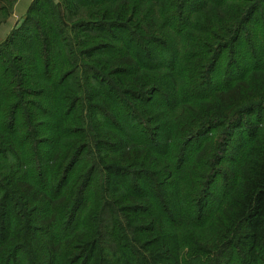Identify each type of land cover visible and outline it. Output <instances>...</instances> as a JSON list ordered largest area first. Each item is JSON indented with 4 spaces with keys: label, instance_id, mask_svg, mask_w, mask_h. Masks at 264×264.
I'll return each mask as SVG.
<instances>
[{
    "label": "trees",
    "instance_id": "1",
    "mask_svg": "<svg viewBox=\"0 0 264 264\" xmlns=\"http://www.w3.org/2000/svg\"><path fill=\"white\" fill-rule=\"evenodd\" d=\"M57 1L0 49V264H264V0Z\"/></svg>",
    "mask_w": 264,
    "mask_h": 264
},
{
    "label": "rangeland",
    "instance_id": "2",
    "mask_svg": "<svg viewBox=\"0 0 264 264\" xmlns=\"http://www.w3.org/2000/svg\"><path fill=\"white\" fill-rule=\"evenodd\" d=\"M17 1L12 5L7 4V3H3V4L0 3V28L3 26H6V25H8L10 27L8 35L6 37L0 38V49L2 50V53L7 57L9 64L10 63L13 64V62H15L16 60H19L20 58H21V60L23 59L24 50L30 44L29 42L24 41V39L28 36V34H26V32L24 31V28H26L28 26V24H26L25 19L28 15V11H29V8L31 7L32 3L38 4V3L43 2V0H40V1L33 0L32 2L29 3L25 14L20 16V15H17L15 13V6H16ZM53 1L55 3H58L57 0H53ZM16 19H18V20H16ZM81 41L82 40H79V42H81ZM104 44H107V43H104ZM89 45H90V50H95L98 47L99 43H94V42L90 41ZM76 50H78L77 52L80 51V49L75 47V52H76ZM232 52L233 51H231V50H228L227 52L225 51L226 58H223L222 60H220V62L218 64V66L220 67L219 68L220 70H223V68L226 65L227 60H228L229 56H231ZM95 59H97L96 56H93V57L80 56L77 58L76 68H77V74H78L77 80L79 82H82L81 78H80L81 77L80 72L84 71L83 70L84 68H89L90 66H92V60H95ZM5 64L6 63L2 64V61L0 60V78L2 75L1 72H2L3 68L6 67ZM89 84L91 86H93V82L89 81ZM81 86H82V84H81ZM74 89H77V88H74ZM81 95H82V93H80V94L78 93V96H81ZM73 98L76 99L75 96ZM39 100H41V99H37L35 95L25 98V102H37V103H39L40 102ZM39 116H42V118H45V115L43 113H40V112H39ZM38 138H39L40 142H45L47 140V138L45 136H42V137L39 136ZM215 190H216V188L212 189V192H211L212 195L215 193Z\"/></svg>",
    "mask_w": 264,
    "mask_h": 264
},
{
    "label": "crops",
    "instance_id": "3",
    "mask_svg": "<svg viewBox=\"0 0 264 264\" xmlns=\"http://www.w3.org/2000/svg\"><path fill=\"white\" fill-rule=\"evenodd\" d=\"M32 1L33 0H18L15 6V13L20 16L24 15L28 8L29 3ZM9 30H10V27L8 25L1 27L0 28V38L6 37L8 35Z\"/></svg>",
    "mask_w": 264,
    "mask_h": 264
}]
</instances>
